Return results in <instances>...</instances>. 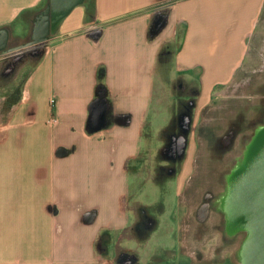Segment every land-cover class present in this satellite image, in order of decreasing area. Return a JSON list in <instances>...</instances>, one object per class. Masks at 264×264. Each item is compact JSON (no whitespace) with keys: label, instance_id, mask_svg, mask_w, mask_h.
Listing matches in <instances>:
<instances>
[{"label":"crops","instance_id":"0c3cea01","mask_svg":"<svg viewBox=\"0 0 264 264\" xmlns=\"http://www.w3.org/2000/svg\"><path fill=\"white\" fill-rule=\"evenodd\" d=\"M263 6L82 0L55 22L53 0H0V30L8 32L0 48V264H114L113 239L115 247L126 241L118 264L134 262L126 259L134 236L124 237L136 217L135 264H180L178 248L158 234L151 208L161 197L138 212L130 182L155 75L177 70L186 85L195 81V99L168 107L175 131L187 129L231 78ZM49 8L46 35L35 40ZM180 161L166 174L186 182L193 159Z\"/></svg>","mask_w":264,"mask_h":264},{"label":"rangeland","instance_id":"374dc122","mask_svg":"<svg viewBox=\"0 0 264 264\" xmlns=\"http://www.w3.org/2000/svg\"><path fill=\"white\" fill-rule=\"evenodd\" d=\"M19 44L17 40L9 43ZM35 49L38 55L40 50ZM162 56L167 62L169 54ZM159 74L158 71L155 75L158 87L146 119L145 140L131 168L133 198L140 199L134 202V208L142 212L147 205L150 207L149 202L161 197L151 208L160 217L157 218L162 226L158 234L178 248L180 264H242L240 248L246 233L230 230L223 198L228 196V177L244 159L260 124H264V6L254 30L246 39L245 55L231 78L214 89L210 103L198 114H193L192 119H187V129L175 131L176 126H173L178 118L170 116L168 107L179 104V93L182 98L195 99V81H188L187 87L181 89L177 85L179 79L185 78L183 73L178 75L177 70H164L162 79L158 78ZM194 123L195 127L191 128ZM180 158L193 159L186 182H180L183 178H175L177 172L166 174L170 161L180 162L177 168L180 169ZM161 165L164 171L157 177V168ZM149 170L156 178L147 179ZM208 193L212 195L208 218L201 220L197 207ZM137 222L136 217L124 237L134 236L130 240L131 250L126 251V259L134 258L133 264L140 255L141 246H137L140 242L135 240ZM177 240L182 243V249L177 246L180 244ZM111 241L114 244V239ZM113 244L108 254L115 258L114 264H118L121 254L125 253L126 241L117 247Z\"/></svg>","mask_w":264,"mask_h":264},{"label":"water","instance_id":"95a60500","mask_svg":"<svg viewBox=\"0 0 264 264\" xmlns=\"http://www.w3.org/2000/svg\"><path fill=\"white\" fill-rule=\"evenodd\" d=\"M81 1L53 0L55 22L59 16ZM48 11L50 8L38 23L35 40L43 39L46 35L49 26ZM7 40L8 32L3 28L0 30V48ZM231 175L228 177V196L226 198L224 195L223 200L230 230L233 233H246L240 248L242 264H264V124L258 127L244 159L238 162ZM209 204L211 206V201ZM210 206L206 211L208 213ZM206 216L199 219L204 220Z\"/></svg>","mask_w":264,"mask_h":264},{"label":"flooded vegetation","instance_id":"af4514ba","mask_svg":"<svg viewBox=\"0 0 264 264\" xmlns=\"http://www.w3.org/2000/svg\"><path fill=\"white\" fill-rule=\"evenodd\" d=\"M11 46H13V45H11ZM179 88H181V89H183V88H186L187 86H186V83L184 82V80L182 79H179V81H178V85H177ZM222 87V85H218L217 87ZM181 89H179V90H181ZM215 95V92L213 91V93H212V95H211V99L213 98V96ZM178 96H179V98H182L183 96H182V94L181 93H179L178 94ZM182 96V97H181ZM224 140V138H222V140H221V142ZM225 142H223V144H224ZM158 169L160 170L159 171V176L158 177H161V175H162V171H164V166L163 165H161V167L159 166L158 167ZM177 176H175V178H176ZM160 179V178H159ZM211 193H208L207 195H205V200H203L202 202H200V204L198 205V207H197V215H198V217H200V218H203L204 216H206V213H208V212H206L207 210H208V207L210 206V198H211ZM208 216V215H207ZM206 216V218H208ZM205 220V219H204Z\"/></svg>","mask_w":264,"mask_h":264},{"label":"built area","instance_id":"2783aa9c","mask_svg":"<svg viewBox=\"0 0 264 264\" xmlns=\"http://www.w3.org/2000/svg\"><path fill=\"white\" fill-rule=\"evenodd\" d=\"M55 101H56V99L54 98V97H52L51 99H50V101H49V110H52L53 108H54V104H55ZM150 168V167H149ZM148 168V169H149ZM159 169L157 168V177L159 176ZM155 173V172H154ZM150 177H153V178H156V175L154 174V175H152V172L149 170V175H148V178L147 179H149ZM132 262L131 261H128V264H131Z\"/></svg>","mask_w":264,"mask_h":264},{"label":"bare ground","instance_id":"6f19581e","mask_svg":"<svg viewBox=\"0 0 264 264\" xmlns=\"http://www.w3.org/2000/svg\"><path fill=\"white\" fill-rule=\"evenodd\" d=\"M227 207V206H226Z\"/></svg>","mask_w":264,"mask_h":264}]
</instances>
